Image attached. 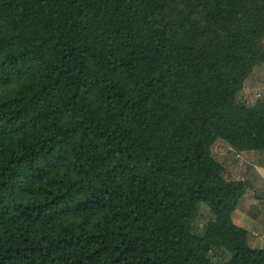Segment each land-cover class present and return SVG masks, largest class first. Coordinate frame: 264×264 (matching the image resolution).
Here are the masks:
<instances>
[{"label":"trees","instance_id":"1","mask_svg":"<svg viewBox=\"0 0 264 264\" xmlns=\"http://www.w3.org/2000/svg\"><path fill=\"white\" fill-rule=\"evenodd\" d=\"M258 68L264 0H0V264H264L211 153Z\"/></svg>","mask_w":264,"mask_h":264},{"label":"rangeland","instance_id":"2","mask_svg":"<svg viewBox=\"0 0 264 264\" xmlns=\"http://www.w3.org/2000/svg\"><path fill=\"white\" fill-rule=\"evenodd\" d=\"M245 87L243 91H241L237 96L238 102H243L247 105L253 106L258 100H261L264 96V81H263V71L261 68L255 69L251 77H249L245 83ZM226 146L221 142H216L215 145L212 147L211 153L213 159L218 163L222 164L219 160L226 158L227 149ZM252 163L247 165L241 164L235 167L237 169L235 172L232 173L231 179L227 180H234L245 178L249 181V188L246 190V197L245 199H249L251 205H258L264 202V164L261 166H254L259 162H263V158L260 155H256V157L252 160ZM255 163V164H254ZM236 175V176H235ZM255 200H260V203L255 202ZM238 204H241V199ZM198 214H196L194 221H193V228L196 233H200L202 230L203 225L209 220L210 212L208 207L200 203L198 207ZM252 235V236H251ZM252 242H250V246L254 248H261L260 246H264L263 244H259L257 242L258 234L255 236L251 233ZM229 257L226 253H219V254H212L211 260L217 264L223 263Z\"/></svg>","mask_w":264,"mask_h":264},{"label":"crops","instance_id":"3","mask_svg":"<svg viewBox=\"0 0 264 264\" xmlns=\"http://www.w3.org/2000/svg\"><path fill=\"white\" fill-rule=\"evenodd\" d=\"M225 145V144H224ZM226 146V145H225ZM227 149L226 158H223L219 160L222 164L224 173L223 178L225 180L231 179L232 173H236L235 167L241 164L247 165L249 163H252L253 159L256 157V155H260L264 160V152L262 153H250V152H233L231 149H229L227 146L225 147ZM255 164V163H254ZM264 164L263 162H259L258 164L254 166H261ZM236 165V166H235ZM236 176V175H235ZM242 180H246L245 178H240ZM235 180V179H234ZM231 181V180H227ZM248 183V188L250 186L249 181L246 180ZM247 188V189H248ZM246 192L241 198V204H238L236 209L234 210L233 215H231L232 221L245 228L248 231L249 234V243L252 242V234H258L257 242L259 244L264 245V202L262 204L258 205H251L254 203H251L249 199H245ZM255 202L260 203V200H255ZM251 235V236H250ZM261 248H264V246H260Z\"/></svg>","mask_w":264,"mask_h":264},{"label":"built area","instance_id":"4","mask_svg":"<svg viewBox=\"0 0 264 264\" xmlns=\"http://www.w3.org/2000/svg\"><path fill=\"white\" fill-rule=\"evenodd\" d=\"M256 236V234H254Z\"/></svg>","mask_w":264,"mask_h":264}]
</instances>
